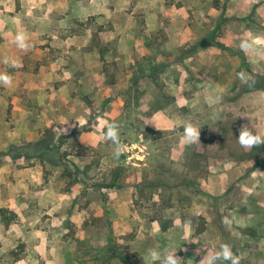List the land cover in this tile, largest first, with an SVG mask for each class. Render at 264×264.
<instances>
[{
    "label": "rangeland",
    "instance_id": "374dc122",
    "mask_svg": "<svg viewBox=\"0 0 264 264\" xmlns=\"http://www.w3.org/2000/svg\"><path fill=\"white\" fill-rule=\"evenodd\" d=\"M116 8L123 15L109 12ZM113 24L134 29L110 40ZM21 31L27 51L13 43ZM65 33L85 36L65 45ZM245 41L251 47L242 50ZM0 73L13 79L0 85V208L15 215L7 229L2 224L0 264L15 262L11 250L23 256L36 226L50 242L65 229L72 249L80 239L81 253L66 254L70 263L91 264L94 253L82 255L103 249L111 231L135 264H160L152 250L199 264L224 243L240 264H264V172L239 159L247 149L237 142L245 124L264 136V91L233 100L248 79L264 75V0H0ZM186 121L200 129V142H183ZM112 122L121 143L133 145L129 157L117 158L103 139ZM38 140L58 155L36 148ZM116 166L124 167V188L93 187ZM44 188L65 194L60 228L38 201H54L40 196ZM155 218L171 228L162 232Z\"/></svg>",
    "mask_w": 264,
    "mask_h": 264
},
{
    "label": "clouds",
    "instance_id": "9594fccd",
    "mask_svg": "<svg viewBox=\"0 0 264 264\" xmlns=\"http://www.w3.org/2000/svg\"><path fill=\"white\" fill-rule=\"evenodd\" d=\"M15 45L23 50H29L32 45L28 41L27 33L21 31L18 32L15 40ZM251 47L246 41L241 43V49L247 50ZM6 64H11L13 67H19V62L16 59L5 58ZM13 83L12 76L7 73H0V85L5 87H11ZM209 103H216L219 101V97H206ZM237 142L242 148L252 149L260 148L264 146V136L258 132H253L247 124L242 125L238 130ZM103 139L107 142L110 141L114 145V155L118 158L121 154L126 152L127 146L121 143L119 125L115 122L106 123V131L103 133ZM181 139L186 145H191L200 142V129H198L191 122H185L183 125V133ZM192 217H188L184 220L186 225L192 224ZM222 223L225 227L231 226V220L225 216L222 218ZM150 255L153 261L159 260L160 264H181V259L175 252H165L161 255L158 251L152 250ZM241 257L233 252L230 244H221L218 250L209 253L206 257H203L199 264H240Z\"/></svg>",
    "mask_w": 264,
    "mask_h": 264
},
{
    "label": "crops",
    "instance_id": "0c3cea01",
    "mask_svg": "<svg viewBox=\"0 0 264 264\" xmlns=\"http://www.w3.org/2000/svg\"><path fill=\"white\" fill-rule=\"evenodd\" d=\"M94 1L95 0H93V2ZM65 5L66 4H63L62 6L65 7ZM175 11L178 12L177 9H175L174 12ZM109 12L113 15H116V14H120V15L122 14L123 15V13H124L123 11H121V9L119 11L118 8H116L114 10V13H113L112 9ZM110 18H109V20H112ZM113 23H116V22L114 21ZM133 26L134 25L131 26L128 24V25H124V26L121 25L119 27L118 25L113 24V30H111V32L109 34V36L111 35L110 40H113L114 38H117L119 40H123V39L126 40L127 37H129V34H127V32L130 33L131 31H133V29H134ZM35 29H37V28H35ZM36 33H39V30H36ZM84 36H83V34L71 35L69 33H65L64 37H61V39H62V43H64L65 45H69L70 42L80 40V38H84ZM87 37H90V35L87 34L86 38ZM53 38H58V37L55 35ZM133 39L136 41L135 37H133ZM62 193L63 192H61L60 190H58L57 192H54L48 188H44L43 191L41 192L40 196H53L54 201H52V202H48V200H50L48 198H42L41 199V198H39V196L37 197L35 194V196L38 198V201L41 202L40 203L41 207L43 209L45 208V210L47 211L48 214H51V212L55 213L54 215H51L52 216L51 219H53V220L56 219L57 223H54L55 225H57L56 228H60L61 224L67 219L65 216H61V218H59V214H60L59 213L60 212L59 207L61 206V210L63 211L64 205L66 203V197L64 196L65 194H62ZM32 201H34V200H32ZM42 201H44L43 205H42ZM28 205H29V203L26 204L27 207H28ZM50 221H52V220H50ZM50 226H53V222H51L48 225V227H50ZM33 228L31 231L26 232V234L28 233V237H30V239L32 241V245H29L27 243V246L25 247V250H24L25 252H24L23 256H20V258L15 260V262L13 264H31V263H34V264H74L75 263L76 264V262L78 263V260H75V262H72V263L67 262V260H66V254L71 253V252L76 254L79 252L80 248H78V246L75 245L76 247H74L72 249L71 248L72 246L69 245L70 241L63 240V237L66 233L65 229H62V234H60L59 230H58L57 234L55 232H52L51 237L53 238V240L50 242L48 235H47L48 232L43 231L42 229L41 230L37 229L38 226L33 227ZM3 234H4V229L2 227V223H1V219H0V242L2 240ZM79 237L81 238L82 236L79 235ZM0 251H2V247H0Z\"/></svg>",
    "mask_w": 264,
    "mask_h": 264
},
{
    "label": "trees",
    "instance_id": "16d2710c",
    "mask_svg": "<svg viewBox=\"0 0 264 264\" xmlns=\"http://www.w3.org/2000/svg\"><path fill=\"white\" fill-rule=\"evenodd\" d=\"M139 72H141V71H139ZM140 76L144 77V76H142V74H140ZM137 83L138 82H137V77H136L134 79V81H132V84H131L130 87H132V85H135ZM130 87H129V89H130ZM130 91L131 92L134 91L133 88ZM253 91H264V75H254L250 79H248L244 83L242 88L238 92L235 93V95L233 97V100H237L243 94L250 93V92H253ZM137 135L135 136V138H137ZM48 143H49L48 140H38L35 143V147L38 148V149H43V150L45 149L46 151L48 150V151H50V153H54L49 148ZM73 147L79 148L80 150H85V147L82 144H80L78 141H75V140L73 141ZM46 151L42 152L41 156L44 157ZM54 154L58 155V153H54ZM18 157L19 156L15 157V158H18ZM21 157L25 158V156L23 154H21ZM57 158H58V156H57ZM239 159L240 160H253L255 162L254 163V168H260L264 172V146H261L260 148H252V149L244 150L242 152V154L239 156ZM46 161L53 168H55L56 166L60 167V163H58V162L56 163V162L51 161V160H46ZM88 168H89V165H86L83 168L84 172H87ZM75 169H76V172H77V176H79L81 169H79L78 166ZM123 170H124V167H122V166H120V167L116 166L112 170L109 169L108 170L109 171V175H110L109 181H105L103 183H98V185H94L93 187L106 188V189H114V188L120 189V188H124V184L123 183H119V179H120V176H121ZM68 173H69V171H68ZM62 177H66L65 172L62 173ZM79 182H80V180L78 179V177H76V179H74V181H72V185L73 184L76 185ZM155 187H157V189H158V187H161V185L158 184ZM66 190H68V189H66ZM6 212H7L6 209L0 208V219H1L2 224L5 226V229H7L11 225V223L15 220V215L14 214L7 215ZM155 220H157L159 222L162 232H166L172 226L171 222L169 220L160 221L157 218H155ZM114 242H115V236H114L113 232L110 231L109 232L108 243H107V245L104 246L103 249H101L102 247L101 248L99 247V248H96V249L91 248V249H89L90 253L86 252V254H83L82 257L83 256H89V255H92L94 253L93 256H95V257L92 258L91 264H109L108 263V258H109L108 255L111 254V255H114L115 259H119L124 264H135L129 259L128 256H126V255H124L122 253V251L120 249L121 245H114ZM81 244H82V242L80 241V239H78V245L77 246H78V248H80V250H79L78 253H76V255L81 253V251L83 249L82 247H84L83 244L82 245ZM9 253L15 254L14 261L20 258V256L17 255L16 253H14V251H12V250ZM79 257L80 256H77V258H79Z\"/></svg>",
    "mask_w": 264,
    "mask_h": 264
},
{
    "label": "built area",
    "instance_id": "2783aa9c",
    "mask_svg": "<svg viewBox=\"0 0 264 264\" xmlns=\"http://www.w3.org/2000/svg\"><path fill=\"white\" fill-rule=\"evenodd\" d=\"M141 142H143V139H140L139 143H141ZM144 145H145V144H142V147H143V149H142V150H143L142 153L144 152V149H146V148L144 147ZM126 146H127V150H126V152H128L127 157H129L130 149H131V146H133V145H131V146L126 145ZM133 158H134V157H133ZM143 158H145L144 155H143ZM141 160H143V159H141Z\"/></svg>",
    "mask_w": 264,
    "mask_h": 264
}]
</instances>
